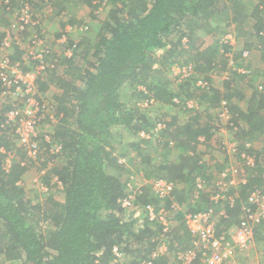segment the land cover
<instances>
[{"label":"trees","instance_id":"obj_1","mask_svg":"<svg viewBox=\"0 0 264 264\" xmlns=\"http://www.w3.org/2000/svg\"><path fill=\"white\" fill-rule=\"evenodd\" d=\"M61 1L70 2L57 0V4ZM78 2L93 9L98 7L94 0H74L75 4ZM107 2L111 8L95 38H87L86 26L81 33L87 36L80 40L67 36L65 42H55L54 47L46 41L51 50L44 58L47 75L38 80L37 87L43 93L52 84L58 88L53 106L57 121L53 123L46 112L43 114L42 126L48 127L50 137L46 140L44 133L37 137L36 162H27L26 154L16 144L14 132L6 124L11 105L2 102L0 82V264L18 260L22 264H116L115 246L125 256L119 264H141L146 259H152L153 264H167L166 257L170 264H175L167 253H154L166 240L168 248L173 247V254L191 245L193 235L185 223L186 213L212 208L217 230L224 232L257 209L258 204L250 201L253 193L264 194V90L259 89L260 84L245 82L249 73L231 69L230 61H236L237 55L235 44L228 38L239 29L244 36L241 54L248 52L252 56L251 50L255 49L264 57V8H261L264 0H258L253 12L242 0ZM32 4L36 2L0 0V23L9 26L16 8ZM67 6L60 8L57 15ZM225 13L230 14L227 23L222 21ZM246 21L252 25L244 29ZM81 23L72 14L61 18L63 30L68 25L84 27ZM53 29L55 33L46 30L48 34L43 32L41 37L53 35L57 41L64 36V31ZM215 31L220 32L216 40L212 36ZM4 36L2 31L0 57L4 54L1 50ZM91 47L92 51L88 50ZM7 53L14 62H21L26 71L30 69L28 65H34V61L25 64L24 51L16 43ZM180 55L185 56L184 60H176ZM259 55L255 53V58ZM177 62H184L192 70L178 85L183 91L182 100H194L199 106L187 110L189 116L185 120L175 117L162 120L165 127L157 130L161 126H157L147 111L141 114L136 106L129 107L122 92L130 91L131 85L133 91H138L137 84L148 87L154 83L148 90L154 91L156 100H163L166 86L160 82L163 78L154 81L155 73L161 75L163 69ZM247 65V69L252 68ZM215 71L221 76L229 71L222 84L224 91L213 84L215 79L198 76ZM200 81L204 83L198 85ZM173 95H168V102L175 105L171 101ZM153 105L154 102L148 103L149 107ZM221 109L227 111L226 123L220 118ZM114 126H123L137 136L141 131L149 135L132 142L138 155H120H130L129 162L136 166L130 171H140L150 179L145 187L128 190L130 179L127 181L128 177L122 173L127 163L113 155ZM221 128H226L237 144L233 155L225 149L223 139L213 141ZM153 140L167 152L166 158L157 162L153 161V154H144L141 146L142 142ZM55 145L59 146L56 153L51 151ZM202 146H206L204 152H200ZM215 147L222 157L219 159L215 153L212 162L205 160L206 151L216 152ZM243 154L250 155L253 163H243ZM145 162H152L151 168L158 170L156 176H150L148 169L141 166ZM233 165H238L239 174L247 181L223 190L217 182L224 173L230 174ZM36 166L40 183L48 191L55 189L45 210L41 202L31 204L26 199L21 182L25 172ZM159 178L174 184L169 198L160 199L153 190L151 182ZM197 179L207 186L208 191H200L202 198L195 196ZM57 192L62 196L58 198ZM215 193L224 197L215 201L211 199ZM130 196L135 206L143 210L150 205L164 206L170 214L177 215L169 216V221L175 219L179 224H170L168 231L158 222L138 229L137 219L124 218L126 208L122 203ZM255 234L264 238V220L256 227Z\"/></svg>","mask_w":264,"mask_h":264},{"label":"built area","instance_id":"obj_2","mask_svg":"<svg viewBox=\"0 0 264 264\" xmlns=\"http://www.w3.org/2000/svg\"><path fill=\"white\" fill-rule=\"evenodd\" d=\"M15 10L14 20L10 22L6 29L0 28V33L2 31L5 32L1 47L4 54L0 57V82L3 88L2 102L11 105V109L6 114V124L14 132L16 144L26 154L27 162L33 163L38 161L39 157L37 137L41 133L45 134L46 140H49L50 137L48 127L43 129L42 126L43 114L46 112V116H49L51 122L55 123L57 121L53 111L54 102L51 101L52 99L48 101L41 97L38 94L37 87L38 80L47 72L44 58L51 50L47 46L46 40L36 34L29 39L28 49L27 45L23 46L27 41L22 43V38L19 37L23 36L24 33L27 35V29L30 26L39 25L40 22L35 18L30 5H24ZM67 36H63L62 42L68 39ZM37 40L39 41L37 42ZM39 42L44 48L39 46ZM14 43L24 51L23 61L25 64L29 63V61H34V65H28L30 66L28 71L24 70L21 62H14L9 57L7 52L13 48ZM69 51L68 53L71 54V50ZM239 72H244V70ZM174 101L178 104L180 100L175 99ZM184 102V108L188 110L196 109L199 106L194 100H186ZM220 118L225 123L228 121V114L225 109L220 110ZM6 124L3 125L5 126ZM221 130L224 132L228 131L226 128H221L218 133H221ZM224 145L230 155L236 153L237 144L232 140V136L229 140H224ZM58 151L59 146L55 145L53 152L56 153ZM242 156L244 158L243 163L248 165L253 163V158L250 155L243 154ZM238 169V165H233L230 174L224 173L217 185L223 186V190H225V187L229 185H238L240 182H246L247 178L240 175ZM234 173L240 175L237 178H240L241 181L235 182ZM37 181L40 183L39 180ZM196 185L195 196H200V191L207 186L200 179H197ZM41 186L43 185L41 184ZM173 189L174 184L165 178H159L153 182V190L161 199L169 198ZM43 190L46 191L47 188L43 186ZM220 197L224 196L215 193L212 194L211 199L217 201ZM131 201L132 196L125 199L122 204L125 208L130 206L132 209L134 213L133 219H137L136 227L138 229L158 222L162 223L161 225L164 226L163 229L165 231L169 230L171 221L168 219L169 212L164 209V206L155 207L150 205L143 210L137 206L133 207ZM250 201L258 204L257 209L254 212H250V208H246L247 212H250L248 217L243 222L230 226L224 232L217 230L212 208L186 213L185 223L193 235V240L187 249L179 250L174 254L176 264H252L250 251L255 245V229L264 220V194L255 192L250 196ZM163 247H165V250ZM167 247L168 242L166 240L162 245L159 244L154 255L166 253ZM113 252L117 257L114 263L123 262L125 256L121 252V248L115 246ZM141 264H153V260L146 259Z\"/></svg>","mask_w":264,"mask_h":264},{"label":"rangeland","instance_id":"obj_3","mask_svg":"<svg viewBox=\"0 0 264 264\" xmlns=\"http://www.w3.org/2000/svg\"><path fill=\"white\" fill-rule=\"evenodd\" d=\"M32 1L36 2V4L30 5V7L32 9V12L35 13L36 18L39 20L40 24L39 25L36 24L35 26H32V27L30 26L27 30L28 31L27 35H26V33H24L23 36L19 37V38H22V43H25L27 41L25 44H23L24 47L27 45V49L29 47V39L32 38L31 34H33V35L36 34L38 37H41V33H43V32H47V34H48V31L45 30L46 26L43 27V23L41 20V19H45V17H53L57 20H60L63 16H70L71 14L75 15V17L78 20L79 19L82 20L81 24L84 25V27H75L74 28V26H73L74 30H72V32H68L69 36H77L78 39H76V38L75 39L80 40L81 38H83V36L86 37L88 35L87 38L93 39V38H95V36L97 34V30H98L99 25H101V22L103 21V19H105L107 17L109 9L111 8V5L107 2V0H94V4H97V6H98L95 9H93L92 6H88L87 4H83L81 2H78V4H75L74 0H70L69 3H64L61 1L58 4H57V0H32ZM242 1L245 3V5L248 8H250L252 10L251 12L254 11L255 7L258 4V0H242ZM66 5H68L66 10L64 12H62L61 15H57V12H60L59 11L60 8H63ZM71 7H73L74 9L73 8L71 9ZM261 8H264V7H261ZM229 16H230V14L227 16V14L225 13L223 15L224 18H222L223 19L222 21H225L227 23L230 20ZM251 25H252L251 21H246L244 23L243 27H244V29H247ZM86 26L88 28V31L86 32L87 35L80 32L81 29H85ZM6 27H8V25L0 23V28H2L4 30V28L6 29ZM67 27L69 29L72 26L68 25ZM58 28H60V27H56V29H58ZM36 29H37V32H36ZM58 31L60 32L61 30H58ZM64 31H67V30L65 29ZM30 32H31V34H30ZM53 33H55L54 30H53ZM72 33H73V35H72ZM219 35H220V32L215 31L212 36L216 40V38L219 37ZM41 38L43 39V37H41ZM44 38L48 44L49 43H50V45L53 44L52 47H54L56 45L55 42H58L57 44L62 43V40H60V39L59 40L57 39V41H54L55 37L53 35L51 37L48 35H44ZM228 38H231V42L233 44H235L234 51H235V54L237 55L236 61H232V62L230 61L231 69L232 70H238V71L244 70L245 73H249V76H247V79H245V82L246 83L251 82L255 85L260 84L259 89L264 90V57L262 56L261 52L259 50L252 49L251 50V51H253L252 56H250V54L248 52L241 54L242 48H244V41H243L244 36H243V33L240 32L239 29H236L234 31V34H232L231 36L228 35ZM222 39H221V42H222ZM38 41L39 40H37V42ZM88 44L89 43L87 41L86 47H88ZM39 46H41L40 42H39ZM41 47L44 48V46H41ZM82 48H84V46H82ZM219 48L221 49L222 47L219 46ZM58 49L59 48H56L55 50L57 51ZM88 50L92 51V47H91V49H88ZM59 52H60V49H59ZM255 53L260 54L257 59L255 58ZM180 57L181 58H176V60L182 61V60H184L185 56L180 55ZM247 64H250V66L252 68L247 69V67H248ZM155 66H156V64H155ZM158 67L160 69L161 65L158 64ZM253 70H254V73H253ZM191 71L192 70L190 69V67H187L186 65L184 66V62H177V63H174L173 66L170 67L169 69H165V70L163 69L161 75H158L155 73L154 81L156 80L155 82H157V80L159 78H163V79H160V82H162L166 86V94L164 95L165 97H163V100H160V101L156 100L155 99L156 96L154 95L155 94L154 91L148 90V87L150 88L152 85L150 82H147L148 84H151L148 87L145 84L144 85L143 84H137V85H139L138 91H133L132 85H131L130 91L129 90H123V92H122L123 100H124V102L127 103V105L129 107L136 106L135 108H137L141 114H144L147 111L146 114H148L149 116H151L153 118L152 120L155 123H157V126H161L157 130H160L161 128L165 127V125L161 124L162 120H169L170 121L172 117H175L177 120H185L189 116L188 111H187L188 109L184 108L185 102H184V100H182L183 96L180 95V94H183V91L180 90L178 85L181 82L182 78H186L190 75ZM215 72L210 74V75L207 74V75H198V76H201L204 78L206 76H208L206 78L211 77L212 80L215 79L216 81L213 80V84L216 87L223 89L222 84H224V80L228 78L229 71L227 74H224L223 76H221L219 74V72H216V73ZM251 72H252V74H251ZM46 75H47V72L40 79L45 78ZM203 83L204 82L200 81L198 83V85H202ZM153 85H154V83H153ZM51 86L52 87L48 88V90L45 93L38 92V94L43 98L45 97L48 101H50L52 99L51 100L52 102H56V100L53 99L54 93L51 94L52 97L51 96L49 97L50 91L56 92L55 85L52 84ZM222 91H224V89ZM250 91H251V89H248L249 94H250ZM189 92H191V91H189ZM172 94H174V95H173V98H171V101L175 105L168 102V100H169L168 95H172ZM184 97H186V96H184ZM175 99L180 100L178 102V104L175 103V101H174ZM185 100L188 101L190 99H185ZM149 102L151 104H152V102H154V105L150 106V107L147 106ZM113 128H114L113 129L114 135L112 138V142L114 144L113 155H115V156L124 155L125 153L126 154L128 153V154L133 155V156L138 155L139 151L138 152L136 151L135 146L132 145L133 144L132 142H134V143L137 142L138 140H136V139H138V137H140V136L149 137L148 134L146 135L145 131H141L140 136L139 135L137 136V135H135V133L132 130L126 129L123 126H114ZM43 129H46V128L43 127ZM231 136H232V134L229 133L228 131L224 132L221 130V133H218L216 136V139H214L213 141L216 142L217 140H219V138H221L223 140H229V138ZM156 143L157 142H155L154 140L151 143H149V142H142L141 143V146H143V148H144V151H143L144 154H147V155L153 154V156H154L153 161H155V162H157L158 160H162V159L166 158L165 155L167 153L166 150H163V147L160 146L159 143H158V145ZM213 145H215V144H213ZM201 148H203V149H201L200 152H204L203 150L206 148V146H202ZM215 148H216V152H214V151H210V152L208 151L207 152L206 151L203 158H205V160L207 159L208 161L212 162L213 161L211 159L212 155H214L216 153L215 156L220 159V157H222L220 154H222V153L219 152V149L217 147H215ZM53 149H54V146L51 148L52 152H53ZM130 155L125 156V157L120 156V162L127 163V165L125 164V169L122 170V173L124 174V176L128 177L127 181L130 179L129 180L130 187L128 190H130V189L135 190L140 185L141 186L144 185V187H145L146 183H147L146 180H148V179H146L145 175H141L140 171H137V172L130 171V170H134L136 167L135 165H132L129 162L130 157H131ZM8 159L9 158H7V160ZM211 162H209V163H211ZM234 162H236V159L234 160ZM36 165L38 166L39 162ZM37 166H36V168L34 167L31 170V172L29 173L30 175L27 176V174H26V176L23 177L24 181H22V185L24 187L26 199L31 200V204H36V203L41 202V204L43 206V210H45L48 206L50 198H52V196H49V195H54L55 189L52 188V190H49V191L46 190L49 193H47L45 190H43V186H41V184L38 183V181H37V180H39L38 174H40ZM141 166H145V168L148 169V174L150 176H156V174H158V170L156 168H151L152 162H150V163L145 162V163L141 164ZM234 174H235V177H234L235 182L237 183V182L241 181L240 178H237L240 175H237V173H234ZM149 180H148V182H150ZM153 182H154V180L151 182V185H153ZM52 185H54V183H52ZM59 188H60V186H59ZM59 188L57 187V190L61 191V189H59ZM205 191H208V190L205 189ZM59 196H62V194L57 192V197L59 198ZM157 197L160 198V196H157ZM199 197L202 198V196H199ZM132 198H133V196H132ZM133 200L131 201V204L133 205V207H136ZM160 204H162V202ZM182 208H184V206ZM125 214L126 215L124 216V218L126 220H131L134 218V216H133L134 213H133L132 209L130 208V206L129 207L127 206V208L125 210ZM169 216H170V218H174L177 215L169 213ZM173 221L175 222L176 220L173 219ZM171 224H172V221H171ZM255 242L257 244L259 243L260 245H262L264 247V238H262V237L258 238V236H257V238L255 239ZM172 248L173 247H171V248L167 247L166 253L168 255H170L174 261V254L172 253L173 251L171 250ZM163 249L165 250V247H163ZM256 250L252 249L251 251L255 252ZM257 252H259V251L257 250ZM263 252H264V250H263ZM170 253H172V254H170ZM259 258L261 260L258 264H264V253H261ZM6 264H22V261H20V260L12 261V262H7Z\"/></svg>","mask_w":264,"mask_h":264},{"label":"crops","instance_id":"obj_4","mask_svg":"<svg viewBox=\"0 0 264 264\" xmlns=\"http://www.w3.org/2000/svg\"><path fill=\"white\" fill-rule=\"evenodd\" d=\"M42 20V23H43V27H45V30H48V31H50V30H54L53 28H56V27H60V28H58L56 31H58V30H61L60 32H62V31H64L65 29L67 30V31H64V35H68L69 36V33L68 32H72V30H74L73 29V26L71 27L72 28V30H71V28H69L68 29V27L66 26V28L63 30L62 29V26H61V19L60 20H57V19H55V18H53V17H45V19H41ZM81 32V31H80ZM72 35H73V33H72ZM73 37H75L76 39H78V37L77 36H73ZM63 38V37H62ZM61 38V39H62ZM75 38H72V39H75ZM60 39V40H61ZM50 87H52V86H50ZM55 89H56V91L58 90V88L55 86ZM54 93V94H53ZM51 94H53V99H55L54 98V96L56 95L55 94V92H49V97L51 96ZM52 97V96H51ZM10 161V160H9ZM30 172H25V174L23 175V177L24 176H26V174H27V176L28 175H30L29 174ZM22 177V178H23ZM22 181H24L23 179H22ZM21 181V182H22ZM172 224H173V226L175 225H178L179 224V222H177V221H175V222H172ZM257 234V233H256ZM260 236L258 235V238H259ZM257 238V236H255V239ZM252 249H254V250H258L259 252H257V250L255 251V252H252V251H250V261L252 262V264H258L259 262H260V258H259V256H260V254L261 253H264L263 252V250H264V247L262 246V245H260L259 243L257 244L256 242H255V245H254V247L252 248ZM259 258V259H258ZM166 262H167V264H170L169 262H170V260H169V262H168V258L166 257ZM175 264H176V262H174Z\"/></svg>","mask_w":264,"mask_h":264},{"label":"clouds","instance_id":"obj_5","mask_svg":"<svg viewBox=\"0 0 264 264\" xmlns=\"http://www.w3.org/2000/svg\"><path fill=\"white\" fill-rule=\"evenodd\" d=\"M148 106V105H147Z\"/></svg>","mask_w":264,"mask_h":264}]
</instances>
